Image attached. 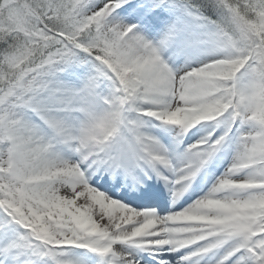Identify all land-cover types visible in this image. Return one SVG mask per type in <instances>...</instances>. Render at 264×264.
Listing matches in <instances>:
<instances>
[{
  "label": "snow or ice",
  "instance_id": "snow-or-ice-1",
  "mask_svg": "<svg viewBox=\"0 0 264 264\" xmlns=\"http://www.w3.org/2000/svg\"><path fill=\"white\" fill-rule=\"evenodd\" d=\"M0 264H264V0H0Z\"/></svg>",
  "mask_w": 264,
  "mask_h": 264
}]
</instances>
